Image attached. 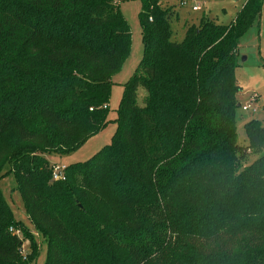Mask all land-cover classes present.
<instances>
[{
  "label": "trees",
  "instance_id": "16d2710c",
  "mask_svg": "<svg viewBox=\"0 0 264 264\" xmlns=\"http://www.w3.org/2000/svg\"><path fill=\"white\" fill-rule=\"evenodd\" d=\"M123 0H0V180L9 167L45 264H264V126L237 140L239 47L264 0L172 40L174 9L141 0L144 58L110 145L53 181L48 155L104 130L130 56ZM145 91L142 105L139 92ZM251 157H255L249 163ZM0 191V264H29Z\"/></svg>",
  "mask_w": 264,
  "mask_h": 264
},
{
  "label": "rangeland",
  "instance_id": "374dc122",
  "mask_svg": "<svg viewBox=\"0 0 264 264\" xmlns=\"http://www.w3.org/2000/svg\"><path fill=\"white\" fill-rule=\"evenodd\" d=\"M193 3H201L204 10L194 12L191 9V2L185 7H181L180 0H163L162 5L165 9H174L176 14L172 20V40L182 42L185 38V28L187 22L197 27L203 18H208L220 25H229L236 18L246 0H192ZM143 10L141 0H123L120 3V11L131 29V52L121 70L112 78L113 86L110 101L108 103V125L100 133L88 140L77 151L69 155H48L51 164L70 166L75 163L86 162L99 153L104 147L110 145L117 130L118 111L124 96L125 87L136 73L140 63L144 58L143 30L140 22V14ZM248 37L242 40L239 47L240 66L236 70V76L240 86L238 94L239 104L237 111V140L241 146L248 145L245 125L251 120H258L264 126V9L261 19V27H253ZM252 39V40H251ZM251 40V41H250ZM138 102L142 105L145 91L139 92ZM252 105V110L244 111L243 106ZM255 157H251L252 163ZM0 191L9 204L14 218L22 223L29 230V233L21 228L12 230L18 233L23 241L22 252L26 257L32 258L33 246L37 252L29 264H45L47 259V243L44 237L38 233L29 220L23 198L18 189L15 175L9 173L7 167L0 180ZM36 240H31V237Z\"/></svg>",
  "mask_w": 264,
  "mask_h": 264
},
{
  "label": "built area",
  "instance_id": "2783aa9c",
  "mask_svg": "<svg viewBox=\"0 0 264 264\" xmlns=\"http://www.w3.org/2000/svg\"><path fill=\"white\" fill-rule=\"evenodd\" d=\"M181 2V6H185L187 4V0H180ZM194 10L196 11H199L201 10V7L200 5H197L196 7L193 8ZM242 109L244 111H249V110H252L253 112H256V109H252V105L251 104H248L246 106H243ZM66 168L67 166L65 165H60V164H53V167H52V179L53 181H64L66 180ZM13 229H11L12 231ZM18 235V233H16Z\"/></svg>",
  "mask_w": 264,
  "mask_h": 264
},
{
  "label": "crops",
  "instance_id": "0c3cea01",
  "mask_svg": "<svg viewBox=\"0 0 264 264\" xmlns=\"http://www.w3.org/2000/svg\"><path fill=\"white\" fill-rule=\"evenodd\" d=\"M189 2H191V9L194 11V12H201V11H203L204 10V5H202L201 3H193V1L192 0H187V4L185 5V6H187L188 4H189ZM245 4V3H244ZM197 5H200V7H201V10H199V11H196V10H194L193 8L194 7H196ZM185 6H183V7H185ZM244 6V5H243ZM182 7V6H181ZM175 12H176V10H174ZM176 16H178V14H176ZM179 17V16H178ZM187 23H190V22H187ZM191 24V23H190ZM191 25H193V24H191ZM185 32H186V30H185ZM248 35V34H247ZM245 36L243 39H245V38H247L248 36ZM252 40V39H251ZM250 40V41H251ZM242 43V42H241Z\"/></svg>",
  "mask_w": 264,
  "mask_h": 264
},
{
  "label": "water",
  "instance_id": "95a60500",
  "mask_svg": "<svg viewBox=\"0 0 264 264\" xmlns=\"http://www.w3.org/2000/svg\"><path fill=\"white\" fill-rule=\"evenodd\" d=\"M239 106H241V105L239 104Z\"/></svg>",
  "mask_w": 264,
  "mask_h": 264
}]
</instances>
